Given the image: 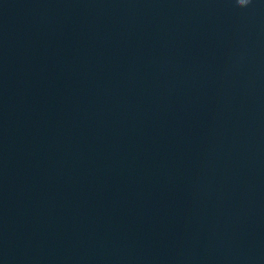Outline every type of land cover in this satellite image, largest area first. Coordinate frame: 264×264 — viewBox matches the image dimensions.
I'll return each instance as SVG.
<instances>
[{"label":"water","instance_id":"1","mask_svg":"<svg viewBox=\"0 0 264 264\" xmlns=\"http://www.w3.org/2000/svg\"><path fill=\"white\" fill-rule=\"evenodd\" d=\"M0 264H264V0H0Z\"/></svg>","mask_w":264,"mask_h":264},{"label":"clouds","instance_id":"2","mask_svg":"<svg viewBox=\"0 0 264 264\" xmlns=\"http://www.w3.org/2000/svg\"><path fill=\"white\" fill-rule=\"evenodd\" d=\"M250 0H245L243 4H241V0H235L236 6L238 8H245L249 4Z\"/></svg>","mask_w":264,"mask_h":264}]
</instances>
